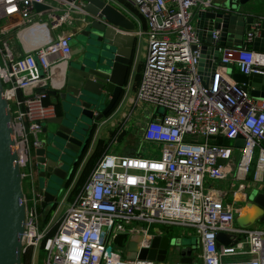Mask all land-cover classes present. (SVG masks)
Masks as SVG:
<instances>
[{"label": "built area", "instance_id": "2783aa9c", "mask_svg": "<svg viewBox=\"0 0 264 264\" xmlns=\"http://www.w3.org/2000/svg\"><path fill=\"white\" fill-rule=\"evenodd\" d=\"M116 1L135 8L144 18L143 30L136 29L135 20L120 5L134 23L133 33L145 34V56L130 100L140 113L146 111L140 135L157 145L158 154L105 153L80 184H75V171L40 226L37 207L43 194L34 188L38 169L30 155L41 145L42 124L55 113L53 105L44 102L46 89L62 82L72 35L64 30L73 24L71 13H79L82 20L84 2L0 0V87L20 185L23 179L27 182V192L21 188L19 254L40 248L42 264H187L178 259L169 263L127 259L111 248L109 255L105 253L106 244L111 245L119 233L130 238L139 235L138 246H148L153 235L147 231L148 224L155 222L193 228L201 247V264H264V226L235 225L231 204L216 189L204 186L205 180L222 179L232 170V146L217 140L237 136L242 144L233 168L237 185L232 195L264 180V97L253 96L231 76L234 70L263 74L264 51L244 43L241 47L219 45L220 28L214 27L210 33L212 44L217 45L213 71L201 74L197 70L201 45L197 18L220 2ZM34 3L49 6L34 9ZM255 23L245 40L250 41ZM53 67L59 72L56 79ZM135 221L146 224H132ZM217 232L225 233L228 242L216 244Z\"/></svg>", "mask_w": 264, "mask_h": 264}, {"label": "water", "instance_id": "95a60500", "mask_svg": "<svg viewBox=\"0 0 264 264\" xmlns=\"http://www.w3.org/2000/svg\"><path fill=\"white\" fill-rule=\"evenodd\" d=\"M246 1L224 0L217 8L199 13V73L211 75L213 71L217 45L212 44L210 33L214 27L220 28L217 44L241 47L245 41H249L244 39V35L256 22L250 38L251 48L264 51V16L239 11V6ZM83 2L80 14L82 26L68 39L73 58L65 63L62 82L46 89V93L51 95L55 113L41 127V131H48L51 135L48 148L58 152V159L72 167L66 171L60 166L56 158L46 150L47 141L42 140L34 153L37 174L46 178L55 176L65 180L71 173L74 174L81 155L89 146L94 124L114 108L128 87L127 76L135 41L134 23L111 2ZM48 6L43 3L33 4L34 9ZM231 76L253 96L264 97V73L242 74L233 71ZM206 80L204 77L202 83L205 84ZM233 141L240 146L242 144L240 136ZM13 144L9 114L0 87V264H20L19 237L23 206ZM38 191L43 194L41 204L55 200V196L44 187L38 188ZM247 198L246 204L251 207L248 222L253 219L264 221V191L250 188ZM237 225L241 226L243 222L238 220ZM139 237L128 239L124 258L163 262L166 250L172 248L177 252L179 261L190 263L191 244L181 245L179 238L172 241L166 235L153 234L148 246H138ZM215 238L216 244L228 242L227 235L222 232H217ZM104 251L110 254L109 244H106Z\"/></svg>", "mask_w": 264, "mask_h": 264}, {"label": "crops", "instance_id": "0c3cea01", "mask_svg": "<svg viewBox=\"0 0 264 264\" xmlns=\"http://www.w3.org/2000/svg\"><path fill=\"white\" fill-rule=\"evenodd\" d=\"M54 1H56V0H54ZM108 1H111V3L114 4L124 14L126 13L124 10H122V8L120 7V5L117 3L116 0H108ZM217 1L222 3V1H224V0H217ZM47 2H49L51 4H55V2H53V0H47ZM239 11H242L244 13H253V14L264 16V0H258L255 3L249 4V5H244V4L240 5ZM71 15L73 16L72 17L73 24L69 28H66L64 31L75 34L77 32V30L81 28L83 22L80 19L79 13L73 12V13H71ZM136 29H137V27H136ZM142 36L143 35H141V34L140 35L135 34V41H134L133 53H132V57H131L130 69H129L128 76H127L128 86L131 87V93L128 95V97L126 99V103L124 104L122 109L118 112V114L113 115V114L117 113L115 111L117 110L118 104L120 103L122 96L119 98V101L114 106V108L106 115V118H109L108 124L104 127V130L102 131V133L99 136H96L97 137L96 139L93 138L94 133L97 129L96 128L97 125L95 126V128L91 134L89 146H87V148L85 149V151L81 155L82 157L80 158L79 163H78L77 167L75 168V171L77 170L76 171L77 175L75 176L76 182L74 181L75 184H80L83 181V179H85L86 175L89 173V171L91 170V168L93 167L95 162L103 154L113 153V152H108L106 150L109 147L114 148L117 145L119 139L129 138V137L131 138V136L138 133L139 142L140 143L142 142L144 144V142L141 138V135H140V129H141L140 125L142 124L139 121L140 111L136 106L133 105V103L130 100L131 97L133 96L134 91H135L137 81L139 78V74H140V71L142 68L144 56H145L146 38H145V36L144 37H142ZM244 45L247 47H251V42L245 41ZM69 58L71 59V53H70ZM53 68L54 69H52V75L57 70V67H53ZM53 87H56V86H52L49 88H53ZM51 99H52L51 95L47 94L45 99H44V102L51 104ZM233 140L234 139H232V140L220 139V141H222V143L229 144L232 146L231 157H230L232 170L224 178L208 182L207 186H210V187H213L214 189H216L222 195L223 200L226 202H229L231 204L232 209H233V216H234L233 223L235 225L237 224V221L240 220L241 222H243V225H241V226H248V225L252 224L255 220V219H253L252 221L248 222V217H249L248 213L251 209V207L246 204L248 201L247 194L249 191V189H248L249 187L245 188L243 191L242 190L240 192L238 191L234 195H232V191L234 189H236V185H237V181L233 177V168L236 166L238 159H239V154H240V149L238 147L240 145L236 144ZM128 143H129V141H128ZM125 148H128V149L127 150L124 149L120 154H133V153H137V152L143 153V152H141V150L138 149V145L136 147L129 146V147H125ZM154 152H155L154 147L152 144H150L148 146V148L146 149L145 155L150 156V155H153L152 153H154ZM235 153L237 155L236 160H235ZM113 154H115V153H113ZM30 160H32L33 164L35 165L34 149L31 152ZM34 169L37 170L36 166ZM37 172H38V170L36 171V176H37ZM73 176H74V174H73ZM250 176L251 175L249 173L246 175V178H245L246 184H248V181L250 182V180H249ZM263 178H264V171H263ZM34 179H36V177ZM34 179H33V181H34ZM233 181H236V183H233ZM251 185H252V188H256V189L258 188V190L264 191V180L258 184L259 186L257 185L254 187V185H255L254 183H251ZM34 186H35L34 188L38 190L35 183H34ZM23 191L27 192V188ZM45 206L48 207L49 204H46ZM193 246H198L199 250L196 254V256H197L196 259L193 258L192 256H190V263L189 264H201V261L199 258V253H200L201 247H200V244L198 242L197 237L195 238L194 245H191L190 253H191V250L193 249ZM177 256H178V254H177ZM175 260H177V258L173 259V260H166L162 263H169V262H172Z\"/></svg>", "mask_w": 264, "mask_h": 264}, {"label": "rangeland", "instance_id": "374dc122", "mask_svg": "<svg viewBox=\"0 0 264 264\" xmlns=\"http://www.w3.org/2000/svg\"><path fill=\"white\" fill-rule=\"evenodd\" d=\"M256 1H258V0H248L244 3V5L253 4ZM53 2H55V1H53ZM119 3L125 9V11H127V13L133 17V19L135 20V23H136V27L140 30H143V27H142L143 24H142V21H141L139 15L135 11H133L129 6H127L123 1H119ZM55 4H57V3L55 2ZM141 35H143L142 37L145 36L144 33H142ZM76 38L78 39V36H76ZM71 57L73 58V55H71ZM234 72H237V71H234ZM235 74H238V73H235ZM130 93H131V87L128 86L127 89L125 90V92L122 94V99H121L120 103L118 104L117 110L115 111L117 113L114 112L115 114H113V115L118 114V112L122 109V107L126 103V99H127L128 95ZM137 108L140 111V108L139 107H137ZM158 110H160V108H158ZM146 117H147L146 111H142L140 113V117H139L140 123H143V121ZM108 119L109 118H106V116H103L102 118H100L99 120L96 121L94 126L97 125L96 126L97 129L94 133L93 138L96 139L97 138L96 136H99L102 133V131L104 130V127L108 124ZM38 137L40 138L41 141L42 140L45 142L47 141L46 142V150L48 151L49 155L56 158V160L59 162L60 166H62L66 171L71 169V167H72L71 165L67 164L66 162H63V160L58 159V154H57L58 152L56 153V151L50 150L48 148V147H50V145L48 144V141L50 140V137H51V135L49 134L48 131H40L38 133ZM128 141H129V143H128ZM143 142H144V144L142 142L141 143L139 142L138 133H137V134H134L133 136H131V138L129 137V138L119 139L117 145L114 148L109 147L106 151L113 152L115 154H120L124 149L125 150L128 149L125 147H129V146L136 147L138 145V149L141 150V152H143L141 154L145 155L146 149L148 148V146L150 144H152L154 147V150H155V152L152 154L155 156L158 154V147L156 144L150 143V142H145V141H143ZM254 155H255V150H254ZM236 159H237V155L235 153V160ZM253 161H254V158H252L250 166H249V171H248L249 174L251 173V170L253 167ZM213 181H215V180H213ZM208 182H210V180H205L204 186H207ZM34 183H35L37 188L44 187L46 190L50 191L56 197L57 201L61 198V196L64 194V191H65L64 178L59 179L55 176H51V177L46 178L44 176H40L39 174H37L36 179H34ZM233 183H236V181H233ZM26 185H27V182L23 179V181L21 183L22 190L26 189L25 188V187H27ZM65 202H66V199L64 198L62 203H61V208H63L65 206ZM46 204L50 205L51 202H47ZM53 209H52V211H53ZM51 223H55V222L51 221ZM132 224H134V225H145L146 223H144V222L142 223L140 221H135ZM53 226H54V224H53ZM53 226L50 227V230L53 229ZM260 226H264V221L255 220L252 224L248 225V227H260ZM147 231L149 233H152V234L159 231L160 235H166L172 241H176V239L179 238V243L181 245H183V244L194 245L195 238H196V234H195L193 228L187 227V226H182V225L163 224V223L152 222V223L148 224ZM121 234H125V233H121ZM121 236L116 237V239L111 243L110 248L112 251L118 253L120 255V257H124L126 242L128 241V239H133V238H130L129 236H127L125 238L126 235L121 238ZM118 241H120V242H118ZM172 241H171V243H173ZM198 250H199L198 246H193V249L191 250L190 256H192L193 258L196 259L197 258L196 254H197ZM174 253H175L174 251H170L169 249H167L165 257L162 261L164 262L166 260H173L176 258L178 259V257L173 255ZM42 258H43L42 250L40 248H34V249L29 248L24 253L19 254L20 264H42L43 263Z\"/></svg>", "mask_w": 264, "mask_h": 264}, {"label": "trees", "instance_id": "16d2710c", "mask_svg": "<svg viewBox=\"0 0 264 264\" xmlns=\"http://www.w3.org/2000/svg\"><path fill=\"white\" fill-rule=\"evenodd\" d=\"M127 6H129V5H127ZM133 11H135L138 15H139V17H140V19H141V21H142V27H144V25H145V22H144V18H143V16L140 14V13H138L137 11H136V9L135 8H133V7H131V6H129ZM217 142H220V140H217ZM222 142V141H221ZM72 175H73V173H71L69 176H68V178L67 179H65L64 180V185H66V184H68V182L70 181V179H71V177H72ZM46 205V202H43L42 204H38V207H37V212H38V222H39V225L41 226V225H43L46 221H47V219L49 218V216H50V214H51V212H52V209L54 208V206H55V204H54V201L53 202H51V204L47 207V206H45ZM45 206V207H44ZM55 226V225H54ZM54 226H53V228H54ZM53 230V229H52ZM122 235V236H121ZM126 234H121V233H119L118 234V236H121V238L123 237V236H125ZM117 236V237H118ZM127 237V235L125 236V238ZM124 238V239H125ZM118 242H120V241H118ZM174 256H176V257H178L177 256V252H175L174 254H173Z\"/></svg>", "mask_w": 264, "mask_h": 264}, {"label": "bare ground", "instance_id": "6f19581e", "mask_svg": "<svg viewBox=\"0 0 264 264\" xmlns=\"http://www.w3.org/2000/svg\"><path fill=\"white\" fill-rule=\"evenodd\" d=\"M59 76V72L58 71H56L55 72V74H54V77L53 78H55L56 79V77H58ZM55 82H56V80H55Z\"/></svg>", "mask_w": 264, "mask_h": 264}, {"label": "flooded vegetation", "instance_id": "af4514ba", "mask_svg": "<svg viewBox=\"0 0 264 264\" xmlns=\"http://www.w3.org/2000/svg\"><path fill=\"white\" fill-rule=\"evenodd\" d=\"M135 237H136V236H135ZM135 237H134V238H135ZM170 251H173V249L171 248V250H170ZM174 251H175V250H174Z\"/></svg>", "mask_w": 264, "mask_h": 264}]
</instances>
